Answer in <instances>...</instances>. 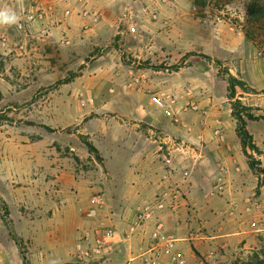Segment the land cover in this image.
Returning <instances> with one entry per match:
<instances>
[{"label":"rangeland","instance_id":"rangeland-1","mask_svg":"<svg viewBox=\"0 0 264 264\" xmlns=\"http://www.w3.org/2000/svg\"><path fill=\"white\" fill-rule=\"evenodd\" d=\"M51 1L56 2L50 5L55 10L63 0ZM253 1L109 0L101 7L85 1L74 22H69L68 8L64 10L68 25L49 39L33 42L30 32L16 25L14 40L0 33V250L18 249L27 257L28 250L36 247L33 234L56 216L54 202L76 201L79 216L90 208L91 196L98 191L106 201L100 220L112 225L104 214L112 203L107 202L105 171L93 138L107 122L122 124L123 116L137 120L134 117L139 114H132L136 107L153 109L151 96L156 92L176 95L181 106L190 95L195 103L203 95L210 97L236 125L230 113L234 108L235 113L242 111L256 148L246 152L259 162L254 172L264 182V21H255ZM158 2H163L161 10H156ZM64 4L62 9L70 7L67 0ZM108 12L117 17L113 28L106 23ZM57 25L51 18L50 26ZM224 70L250 90L236 87L235 100L230 101ZM194 86L201 91L194 94ZM246 112L260 118L250 120ZM183 115L179 125L184 124ZM89 122L93 124L91 140L85 135ZM146 122L143 118L141 124ZM98 140L99 136L96 145ZM78 184L88 187L83 205L78 204ZM32 222L37 229L26 236ZM218 226L189 228L202 238L198 247L184 248L185 264H254L258 260L264 264V230L247 229V236L224 237ZM217 232L220 237L204 238ZM58 237L60 233L53 234L54 239ZM124 245L122 250L127 251ZM7 259L0 257V261Z\"/></svg>","mask_w":264,"mask_h":264},{"label":"crops","instance_id":"crops-1","mask_svg":"<svg viewBox=\"0 0 264 264\" xmlns=\"http://www.w3.org/2000/svg\"><path fill=\"white\" fill-rule=\"evenodd\" d=\"M65 1H58L59 7L54 10L50 5L56 2L46 0L44 18L25 26V33L30 32L29 40L33 38L31 41L40 42L49 39L54 32L61 33L70 21L74 22L85 1L88 6L96 7L110 3L109 0H67L70 7L62 9ZM88 6L85 9L91 11ZM3 7L13 9L20 19L32 11L26 0H0V8ZM66 8L70 14L66 15L70 17L67 24V18L64 19ZM91 12L95 14V10ZM108 13L106 23L113 28L117 17ZM51 18H55L57 26H50ZM59 19L62 21L60 25ZM45 32H48L47 36ZM0 33L7 34L12 40L17 38L14 25L0 26ZM196 107L197 111L180 113L184 114V124L181 125L155 108L149 110L141 106L132 111V114H139L134 117L137 120L123 116L122 124L107 122L98 127L94 138L89 130L92 122L85 126V135L90 140L93 138L96 142L99 136L98 145L95 142L92 145L99 152L105 171L102 181L107 202L112 203L104 208V214L108 223H112L121 234H116V247L108 250L105 258L102 257L104 259L78 258L79 252L73 245L82 242L83 232L89 227L88 221L81 214L75 215L76 201H56L53 203L56 216L47 219L44 226L33 234L36 247L28 250L27 257L18 249L0 250V257L8 258L1 260L0 264H4L2 261L8 264H141L136 255L146 247L156 223L162 224L167 233L177 236L185 235L195 225L208 227L214 223H219L217 228L224 237L247 236V229L264 230V182L262 176L250 168L236 132V123L222 115L210 97L203 95ZM143 118L147 119L146 124H141ZM201 120L203 124L199 123ZM246 128L248 130L247 123ZM80 180L82 182L83 178ZM78 186V204L83 205L88 187L87 184ZM143 208L153 211L151 218L133 235L129 244L130 239L124 237L125 229L137 210ZM35 223L30 224L26 236L37 229ZM54 233H60V237L54 239ZM217 236L220 237L218 232L204 238ZM126 243L127 251L122 250ZM127 256L129 263L126 262Z\"/></svg>","mask_w":264,"mask_h":264},{"label":"built area","instance_id":"built-area-1","mask_svg":"<svg viewBox=\"0 0 264 264\" xmlns=\"http://www.w3.org/2000/svg\"><path fill=\"white\" fill-rule=\"evenodd\" d=\"M26 1L30 3L32 11H29L27 16L19 21L21 26H17V29L20 31L25 30V26L28 23L36 20L37 15L40 18L43 17L44 11L47 9L46 0ZM163 7V2L156 4V10H161ZM130 30L134 32L135 27H131ZM193 89L194 94L201 91L199 86H194ZM188 97L186 104L181 106L176 95L172 97L168 94L156 92L151 96V103L155 109L161 111L167 118L173 119V122L179 125L181 123L179 116L181 112L197 111V102L195 103L194 96L190 95ZM199 123L203 124L204 122L201 120ZM215 134L220 136L218 130H215ZM105 202L102 192H94L91 196V207L81 215L84 220L88 221L89 227L83 232L82 242L76 244L80 260L101 258L118 241L116 229L112 225H107L105 221L100 220V211ZM158 206L162 205L158 204ZM152 212L148 208L138 211L128 222L124 237L128 239L135 235L137 229L150 219ZM201 238L202 236L193 230L188 231L185 237H176L164 231L162 224L156 223L155 228L150 233L149 242L145 248L140 250L136 257L140 258L141 264H185L186 259L183 257L184 248L198 247L201 243Z\"/></svg>","mask_w":264,"mask_h":264},{"label":"trees","instance_id":"trees-1","mask_svg":"<svg viewBox=\"0 0 264 264\" xmlns=\"http://www.w3.org/2000/svg\"><path fill=\"white\" fill-rule=\"evenodd\" d=\"M202 0H195L196 4L201 3ZM262 2V3H261ZM259 12V13H258ZM251 13L252 15H256V22H263L264 21V0H254L251 6ZM256 13V14H255ZM204 57H207L206 55H203ZM215 62L218 64V67L221 66V62L219 60H215ZM221 74V72H218ZM224 76L226 80V90H227V97L230 101L235 100V94H236V87H240L243 90H250L246 83L235 76H233L228 70H224ZM239 100L236 99V102ZM232 105H235L234 103ZM243 111H247L248 107L243 106L241 107ZM242 112V111H241ZM240 113H235V108L232 111V115L235 116V119L237 120V127H236V132L241 140L242 147L244 148V153L249 159V165L250 168L254 171L257 170V166L259 164L258 161L254 160L251 156H249L246 152L247 148L255 150V145L252 143V135L248 132L246 128V121L243 118L242 114ZM248 119L250 120H257L260 117L255 116L251 113L246 112L244 114ZM264 118V116H261ZM259 169V168H258ZM262 172H264V168L262 169ZM3 206L5 207V203L3 202ZM23 254V252H21ZM23 259L25 260V257L23 256ZM254 264H263L262 261L258 260Z\"/></svg>","mask_w":264,"mask_h":264},{"label":"clouds","instance_id":"clouds-1","mask_svg":"<svg viewBox=\"0 0 264 264\" xmlns=\"http://www.w3.org/2000/svg\"><path fill=\"white\" fill-rule=\"evenodd\" d=\"M20 17L17 13L8 7L0 8V26H12L16 25L20 27Z\"/></svg>","mask_w":264,"mask_h":264}]
</instances>
